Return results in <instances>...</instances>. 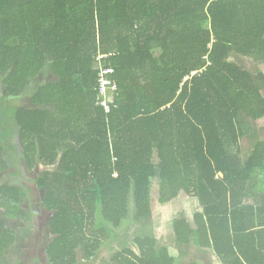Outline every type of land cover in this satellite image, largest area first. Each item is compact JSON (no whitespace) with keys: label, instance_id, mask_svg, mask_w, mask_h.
<instances>
[{"label":"trees","instance_id":"1","mask_svg":"<svg viewBox=\"0 0 264 264\" xmlns=\"http://www.w3.org/2000/svg\"><path fill=\"white\" fill-rule=\"evenodd\" d=\"M234 56L264 65V0H0L3 94L36 80L30 104L0 112V175L29 180L0 183V264L32 255L13 223L40 215L48 264L107 247L114 264H179L194 246L210 260L189 264H264V70ZM155 189L159 207L198 208L174 220L175 245L148 233L133 248L120 230L153 218Z\"/></svg>","mask_w":264,"mask_h":264},{"label":"rangeland","instance_id":"2","mask_svg":"<svg viewBox=\"0 0 264 264\" xmlns=\"http://www.w3.org/2000/svg\"><path fill=\"white\" fill-rule=\"evenodd\" d=\"M231 60L237 63H241L248 69H256V68L262 69L263 68L264 70V65L260 67L256 65L255 62L249 58L243 59L241 57L234 56L231 58ZM257 125H258L259 133L261 135H264V120L258 122ZM247 141L248 140H246V142ZM244 145H245V148H249L247 147L248 142H247V146L245 142H244ZM36 173L40 174V167H37ZM15 174H17V172H15ZM21 178H22V181L23 179H26L24 178L22 174H21ZM41 194H43V192L35 191L34 195L30 194V197L27 200V203L24 204V207L27 206L28 209L30 208L29 211H33V214H36V215L39 214L38 211H40V208L42 206L41 200L43 197ZM157 198H158V195L155 189L154 194H153V209H154L153 218L151 220H149L146 223L144 221L137 222L131 216V218L127 221L123 229L120 230V231L124 230L125 232H127L126 240L129 246L135 248L136 245L134 242V237L137 235L144 236L145 234H148V233L156 235L160 239L161 244L175 245L174 229H173L174 220L179 217L180 213L187 212L188 214H191V212H193L195 208H198V204L196 200L184 194H181L180 199L177 202L172 203L167 206H162V207H159V205L157 204ZM41 211H44V209ZM1 213L2 212H0V217H1ZM47 219L48 217L44 218V215H40L34 221V224H32L36 226L35 229H33V232L31 233L32 236L34 235V239L36 237V240H37V236H39L40 238L43 237L44 239H47L48 241L50 240V232L48 231ZM15 224H18V226L25 225V223L21 221L20 222L15 221L13 225ZM24 228L26 229L25 226ZM36 240L35 242H33V238L29 239L28 237L25 236V241L22 240L21 242V246H22L21 250H23L24 252L32 250V253H30L32 255L29 258H26L24 254L21 255L22 254L21 251L17 253L16 251L13 252L14 254L17 255V257H14L15 264H18L19 262H22V261H26V262L28 261L29 263L35 262V264H48V260L46 259L45 254H44V250H45L44 246L46 243L41 244V243H38ZM176 248H173V251H176ZM198 250L199 248H195V247L180 248L181 252H180V255L178 256L179 264H189L191 260H195V259L205 262L207 258H210V256L205 257L203 253L199 252ZM110 254L112 253L107 247V248H104V250L101 252V254L98 255L97 258L92 259L90 262L80 261L79 264H114L112 261H110V257H111Z\"/></svg>","mask_w":264,"mask_h":264},{"label":"crops","instance_id":"3","mask_svg":"<svg viewBox=\"0 0 264 264\" xmlns=\"http://www.w3.org/2000/svg\"><path fill=\"white\" fill-rule=\"evenodd\" d=\"M40 79H41V81H44L45 78H40ZM35 81L36 80H34V82ZM34 82L29 83L28 86H26L25 89L22 91V93L19 96H16V97L5 96L3 94L2 84L0 83V112L1 111H5V110H8L9 111L11 108L21 109V108L25 107L31 101V99H32V95L31 94L36 90V87L33 86ZM12 135H13V133H12ZM12 135L9 138H5L4 139L9 144H13L15 142V140H16V138L14 139V137ZM22 165H23V167L20 168V169H22V172H30L29 169L26 168V166L23 163H22ZM39 167H40V172L43 171V170H45L42 166H39ZM15 171L16 170L14 169L13 165L10 166L8 172L0 175V183H3L4 182L5 184L14 185V182H15V186H20L19 180L21 178V175H19V176L16 175L14 177L13 174H14ZM34 191L38 192L39 189H36ZM25 208L28 209L27 206ZM25 227L27 228L25 230L33 231V229H35L36 226L35 225H32V224H31V226L29 225V227H31V230H30L28 228V225L25 223ZM195 248H197V247H195ZM198 251L199 252H202L205 257H208L209 256V253L207 251H202V250H200V248H199ZM208 260H210V258H207L206 259V261H208Z\"/></svg>","mask_w":264,"mask_h":264},{"label":"built area","instance_id":"4","mask_svg":"<svg viewBox=\"0 0 264 264\" xmlns=\"http://www.w3.org/2000/svg\"><path fill=\"white\" fill-rule=\"evenodd\" d=\"M113 71H114L113 68H107V69H104L102 71V76H101L102 77V79H101L102 91H101V93L103 94V96L108 97L110 91H116L117 90V86H112V83L107 79V76L109 74H111V72H113ZM104 104L107 105V109L110 111L108 101H105Z\"/></svg>","mask_w":264,"mask_h":264},{"label":"flooded vegetation","instance_id":"5","mask_svg":"<svg viewBox=\"0 0 264 264\" xmlns=\"http://www.w3.org/2000/svg\"><path fill=\"white\" fill-rule=\"evenodd\" d=\"M37 82H40V81H37Z\"/></svg>","mask_w":264,"mask_h":264}]
</instances>
